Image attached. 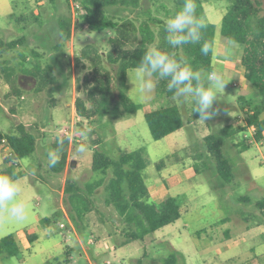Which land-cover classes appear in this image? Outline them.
Returning <instances> with one entry per match:
<instances>
[{
	"label": "rangeland",
	"instance_id": "rangeland-1",
	"mask_svg": "<svg viewBox=\"0 0 264 264\" xmlns=\"http://www.w3.org/2000/svg\"><path fill=\"white\" fill-rule=\"evenodd\" d=\"M24 1L16 0L12 18L0 16V42L22 38L12 48L0 46V132L14 133L17 126L23 124L35 135L36 149L27 158L17 161L16 166L24 171V176L17 180L23 186L22 198L27 204L28 219L22 224L8 222L0 227V239L8 235L16 239L21 260L5 257L0 259V264H137L136 259L145 250L151 259H145L144 264H161L160 259L175 250L179 252L175 253L178 264H260L256 260L236 263L228 258L237 250H225L221 245L208 247L212 238L218 242L230 233L235 234L232 222L240 216L244 223L238 226L239 229L245 226V222L264 226V213L256 205L264 192L251 181L258 177L264 181V151L252 146L245 152L247 172L243 167L233 166L234 181L241 183L236 190L235 183L225 184L217 177L214 159L207 154L202 138L206 125H210L211 133L221 136L220 130L231 122L229 126L234 132L231 136L226 134L228 138L223 150L234 164L238 159L231 142L236 141L241 149L245 144L256 143L252 141L248 128L244 127L247 109L239 103L242 94L247 97L254 95V92H246V85L253 86L245 77L236 72L223 74L219 68L212 69L213 73L219 72L227 83L225 89H215L218 98L215 107L220 114L211 120H196L197 124L188 125L195 107L191 98L181 101L175 99L174 94L168 96V80L159 88L157 78H154L155 87L151 92H142L135 76L138 68L129 69L128 94L140 108L134 114L115 120L109 116L86 119L78 114L75 103L77 98H81L86 106H91L87 98L94 83V72L87 59L76 63L75 58L89 44L107 53L110 48L107 38L111 30L89 29L80 17L81 11L75 0H28L27 4ZM259 1L260 13L264 14V0ZM152 2L153 15L158 18L165 15L162 5L167 9L173 6L172 0H151L148 4ZM230 3L231 0H208L203 4L207 20L217 25L219 34L222 17ZM31 7L40 12V25L39 21L28 16ZM21 13L26 14L29 21L18 23L15 17ZM62 17L70 18L72 25V37L66 42L55 31L56 21ZM240 47L235 43V48ZM36 65L45 70L47 78H52L39 91L36 89L39 80L27 73ZM5 66L14 68V75L18 76L22 87L21 96L11 93L5 78L8 72L3 69ZM107 67L114 80V68ZM173 102L180 106L184 126L170 136L153 140L145 113ZM84 129H90V132L83 135ZM57 133L71 137L63 148L67 152V166L58 173L50 169L45 154L46 148H53L52 144L57 142ZM96 141L99 143L95 144ZM81 144L86 146V151L78 154L76 148ZM95 147L111 157L118 156L121 151L146 149L149 158V164L143 171L146 184L151 187L158 182L167 183L169 193L179 200L181 217L155 231L152 235L156 237L154 240L148 238L143 245L140 240H133L131 245L124 246L125 225L114 207L106 205L102 186L94 197L96 208L85 214L77 226L65 203L67 178L84 187L87 182L101 176L91 169ZM0 155L3 159L2 150ZM161 160L165 164L158 169L157 164ZM73 161L75 165H72ZM192 167L195 174H192ZM240 196L249 199L242 201ZM45 217L52 220L45 222L42 220ZM221 219L228 221L220 222ZM28 234H35L36 240L30 242ZM239 237L234 241H239ZM167 241L174 246L173 251L166 246ZM135 244L140 246V251L136 250ZM251 244L246 240L240 245L241 250Z\"/></svg>",
	"mask_w": 264,
	"mask_h": 264
},
{
	"label": "trees",
	"instance_id": "trees-1",
	"mask_svg": "<svg viewBox=\"0 0 264 264\" xmlns=\"http://www.w3.org/2000/svg\"><path fill=\"white\" fill-rule=\"evenodd\" d=\"M53 2L54 0H50ZM81 11V18L89 29L93 31L111 30L107 38L109 50L101 52L97 46L89 44L85 46L80 56L75 58L78 63L80 59H87L94 72V83L88 91V101L91 106H86L83 99L77 98L75 106L80 116L89 119L93 116L103 118L109 116L111 120L134 114L140 106L133 102L128 94L127 75L129 69L138 68L142 57L148 48L159 50L173 56L178 61H186L194 70H203L212 73L213 53L204 55L202 44L204 41L214 43L216 24L207 20L204 10V2L208 0H195L197 5V17H203L207 28L203 30V39L199 44H186L178 48H172L166 40L165 22L177 13L184 0H172V8L165 10L164 18L153 15L151 0H75ZM261 2L259 0H231L227 11L222 17L220 34L225 40H234L242 45L240 63L244 69V77L254 88V95L240 96V104L247 109L245 114V126L255 125L254 139L256 142L263 139L264 131V14L260 13ZM20 14L15 19L18 23L29 21L27 17L39 21L40 13L35 14L29 11L28 16ZM14 16V15H13ZM32 22V20H30ZM25 26V23L23 27ZM55 31L64 42L72 37L71 19L68 17L58 18ZM22 41V38L2 43L7 48L14 47ZM55 47H58L55 45ZM106 60V64L105 61ZM115 70L114 80L109 68ZM48 68H51L49 66ZM4 70L7 83L11 93L16 96L22 95V87L18 83V76L14 75V68L5 66ZM24 72H27L23 70ZM45 70H40L36 65L29 70L31 76L39 80V91L42 85L52 80L47 78ZM158 79V78H157ZM158 87L164 84L165 80H159ZM167 95L174 92L166 90ZM153 140H160L167 135L181 129L185 121L177 103H169L152 109L144 115ZM192 119H198L194 113ZM221 136L209 133L203 137V145L208 155L215 162V172L225 184H233L234 167L229 156L223 150L226 144L227 135L233 134L232 126L226 125L220 131ZM5 139L3 143L1 140ZM69 143L64 140L63 148ZM99 143L98 141L95 144ZM5 146L12 149L11 157H4V168L0 174L13 176L19 179L24 176V171L9 162L19 161L30 156L36 149V137L25 125L19 124L16 132L3 134L0 132V150ZM53 148L57 144H52ZM245 144L244 148H248ZM67 152L63 149L59 164L52 171L58 173L64 171L67 166ZM149 164L146 149L140 148L133 151H121L118 156L111 157L102 149L95 147L92 153L93 172L101 176L84 187L72 178H67L65 191L68 194L65 203L69 209L71 219L79 226L85 214L94 210L97 189L103 186L104 201L106 205H112L116 214L125 225L126 239L123 244L130 241H144L150 234L170 225L181 217L180 203L177 197L169 195L159 202L152 201L149 195L148 185L145 182L143 171ZM165 164L161 160L157 167L161 169ZM243 197L242 201H247ZM257 207L264 213V196L256 202ZM50 222L52 218L42 219ZM201 230L197 232L200 235ZM30 242L36 240L35 234H28ZM20 247L12 235L0 239V259L5 257H17L21 260ZM176 252L169 253L165 258L160 259L161 264H178ZM151 259L145 250L143 255L136 259L137 264H144L145 259Z\"/></svg>",
	"mask_w": 264,
	"mask_h": 264
},
{
	"label": "clouds",
	"instance_id": "clouds-1",
	"mask_svg": "<svg viewBox=\"0 0 264 264\" xmlns=\"http://www.w3.org/2000/svg\"><path fill=\"white\" fill-rule=\"evenodd\" d=\"M196 8L195 0H184L181 9L165 22L166 40L172 48L201 43L202 32L207 24L203 17H197ZM234 47L235 41L229 39L226 52ZM201 50L204 55L215 54L216 51L214 43L210 41H204ZM135 76L142 92L154 89V78L168 80V90L174 92L175 99L186 101L191 98L195 105L193 113L200 120L208 121L220 114L215 107L218 101L215 89H225L227 83L219 72L209 74L203 70H194L186 61H178L158 48L150 47L142 57ZM88 132L90 129H84L82 134L87 135ZM65 139L71 137L57 133V147L46 148L50 168L59 164ZM85 151L84 144L76 148L78 154ZM22 193L23 186L18 180L13 176L0 174V227L8 222L22 224L27 221L28 209Z\"/></svg>",
	"mask_w": 264,
	"mask_h": 264
},
{
	"label": "crops",
	"instance_id": "crops-1",
	"mask_svg": "<svg viewBox=\"0 0 264 264\" xmlns=\"http://www.w3.org/2000/svg\"><path fill=\"white\" fill-rule=\"evenodd\" d=\"M24 2L27 4L28 0H25ZM15 3H17L16 0H0V16L3 15V16H5L6 19L12 18L14 15L13 14V5ZM40 3H42V2H38V4H40ZM30 11H33L35 14L40 13L36 8H33V7H31ZM214 46H215L216 51L212 57L213 69L219 68L223 74H232V73L236 72V73H240L244 76V69L240 63V59H241V55H242V53H240V48L242 47V45H240L241 46L240 48L234 47L231 49V51L226 52L227 40H225L221 36V34L217 33V25H216ZM245 87H246L247 93H251V92L253 93L254 92V88H252L248 85H246ZM241 96H245V95L242 94ZM239 103H240V100H239ZM239 113H237L236 115H238ZM262 117H264V111L262 113ZM196 120L198 121L200 119H192L189 121L190 123L188 125L197 124ZM230 123L231 122H229L228 126L230 125ZM175 132H177V131H175ZM175 132H173V133H175ZM173 133H171V134H173ZM209 133H211V127L208 124V125H206V129L202 133V138L205 137L206 135H208ZM171 134H169L167 136H170ZM231 145L234 146V148L236 149L237 159H238V163H236L235 160L233 159V161L235 162V164L233 163V166L239 167V168L243 167V169H245L247 172L248 167H247L246 161L244 160L245 152H247L248 149L252 146H256L258 151L259 150H261L262 152L264 151V131H263V139L261 141L254 143V144H251V145L249 144L248 148H243V149L239 148L237 146L236 141L231 142ZM3 166H4V160L2 159V156L0 155V167H1L0 169H2ZM191 170H192V174H195V169L193 167ZM234 180H235V173H234ZM251 181H252V184H254V186L256 188L259 189V187H260L261 190L264 192V181H262L261 178L258 177L256 179H252ZM233 183H235V181H233ZM240 184L241 183H239V184L235 183L236 190H237V188H240ZM148 189H149L150 199L152 201H155V202H159L162 199H164L165 197L171 195L169 193L168 184L165 182L155 183L151 187L148 186ZM243 197H246V196H240L239 199L241 200V199H243ZM242 219H243V217L240 216L237 220L232 222L233 223L232 224V230L235 231V234L232 235L230 233V235H229L228 234L230 231L229 230L225 234L223 233L224 235L228 234V236L226 235L227 238L222 237L223 239L219 240L218 242H216V240L214 238H212V240H210L211 243L208 247L212 248V247L221 245V246H223V249H225V250H229V249L230 250L231 249L237 250L235 253H233L228 258V259H230V261H233L236 263H238V262L241 263L244 261L245 262L246 261L252 262V260H256L260 264H264V226L259 225V223L254 224V225L253 224L249 225L248 222H245V226L241 227L240 228L241 231H240L238 226H240L242 223H244ZM226 221H228V219H221L220 220V222H226ZM203 230L204 229H202L201 231H203ZM237 230L239 231L238 233H237ZM152 235H153V233L150 234L144 241H141L140 243H142V245H143L148 238L150 240H154L156 237L152 236ZM210 236H212V235H210ZM235 237H239L240 238V239H238L239 241H234ZM246 240H248L252 244H251V246L245 247L244 249L242 248V250H241L240 245H242ZM132 243L131 242L125 243L123 245L124 246L129 245V244L131 245ZM135 245H136V247H135L136 250L140 251V246L137 244H135ZM166 246L167 247L169 246L171 251H173L174 246L170 242L167 241ZM238 247H240V248H238ZM114 250H117V249L114 248ZM175 252L179 254V252H177L176 250H175Z\"/></svg>",
	"mask_w": 264,
	"mask_h": 264
},
{
	"label": "built area",
	"instance_id": "built-area-1",
	"mask_svg": "<svg viewBox=\"0 0 264 264\" xmlns=\"http://www.w3.org/2000/svg\"><path fill=\"white\" fill-rule=\"evenodd\" d=\"M76 7L79 8V5L76 4ZM213 73V72H212ZM211 74V73H210ZM246 122V121H245ZM248 130H249V135L251 136V139L252 141L256 142L255 139H254V134H255V131H256V127L255 125L251 124L249 127H248ZM246 137L248 136V134L246 133L245 135ZM3 143L5 142V139H2L1 140ZM251 141V140H250ZM2 153H3V159L4 157H11L13 152H12V149L9 147V146H5L2 150ZM13 164L15 166L18 165V162L15 160L13 162H9V164Z\"/></svg>",
	"mask_w": 264,
	"mask_h": 264
},
{
	"label": "water",
	"instance_id": "water-1",
	"mask_svg": "<svg viewBox=\"0 0 264 264\" xmlns=\"http://www.w3.org/2000/svg\"><path fill=\"white\" fill-rule=\"evenodd\" d=\"M75 164H76V163L73 161V162H72V165H75Z\"/></svg>",
	"mask_w": 264,
	"mask_h": 264
}]
</instances>
